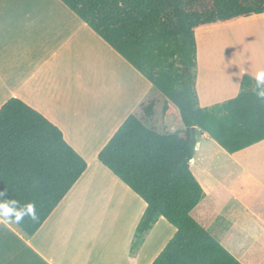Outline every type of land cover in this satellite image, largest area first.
<instances>
[{"label": "trees", "instance_id": "16d2710c", "mask_svg": "<svg viewBox=\"0 0 264 264\" xmlns=\"http://www.w3.org/2000/svg\"><path fill=\"white\" fill-rule=\"evenodd\" d=\"M142 75L184 129L158 133L155 99L130 114L97 160L145 204L130 253L163 218L174 234L150 264H241L190 215L204 192L190 170L197 134L228 154L264 140V98L242 75L238 94L200 107L195 91L198 28L264 14V0H59ZM86 169L58 128L16 98L0 107V217L32 236Z\"/></svg>", "mask_w": 264, "mask_h": 264}, {"label": "crops", "instance_id": "0c3cea01", "mask_svg": "<svg viewBox=\"0 0 264 264\" xmlns=\"http://www.w3.org/2000/svg\"><path fill=\"white\" fill-rule=\"evenodd\" d=\"M250 17L260 19L264 14ZM222 26L196 29L195 42L198 32L212 33ZM258 72H264V60L253 61L242 53L225 57L221 49L196 42L195 91L200 107L234 98L242 75L256 79ZM10 98L58 128L86 169L32 236L0 217V264H150L175 230L159 218L131 254L145 204L99 163L97 154L147 99L157 102L149 127L156 130V121V126L178 127L177 114H161L165 98L59 0H0V107ZM183 129L182 125L179 131ZM199 137L207 136L197 134L196 149ZM229 158L237 163L264 159V140ZM257 166L254 171L242 164V173L209 187L192 173L204 198L190 215L215 239L212 225L230 226L233 211L264 225V160ZM211 195H224L231 205L227 222L218 221L211 211V200H206Z\"/></svg>", "mask_w": 264, "mask_h": 264}, {"label": "rangeland", "instance_id": "374dc122", "mask_svg": "<svg viewBox=\"0 0 264 264\" xmlns=\"http://www.w3.org/2000/svg\"><path fill=\"white\" fill-rule=\"evenodd\" d=\"M250 18L238 19L232 24L213 30L212 33L203 34L200 31L196 34V42L201 47L212 46L221 49V53L225 57L230 55L235 58L242 53L244 56L248 54L253 61L264 60V17L252 18V20ZM256 39H258L257 42ZM246 45L248 46L247 49H245ZM155 124L157 125L158 121ZM178 124V127L154 126L159 132L174 133L182 128L179 120ZM198 142L199 147L195 148L193 158L195 164L191 170L195 176L203 178L205 187L214 183L227 182L237 173H242L243 169L240 167L242 164L257 171V165L260 166L264 160L245 159L243 163L240 159V162L237 163L235 160L238 159H230V154L224 152L213 140L207 137H199ZM206 200H211V211L215 210L218 221L227 222L229 220L228 210L231 209V205L225 202L224 195H220L218 198L211 195ZM219 206L223 209L218 210ZM192 215L194 216V214ZM244 218V214L240 211H233L231 212L232 222H230V226L222 228L216 224L215 226L212 225L216 239L241 264H264V225H255Z\"/></svg>", "mask_w": 264, "mask_h": 264}, {"label": "clouds", "instance_id": "9594fccd", "mask_svg": "<svg viewBox=\"0 0 264 264\" xmlns=\"http://www.w3.org/2000/svg\"><path fill=\"white\" fill-rule=\"evenodd\" d=\"M256 88L258 89L257 94L264 98V72H258L256 75Z\"/></svg>", "mask_w": 264, "mask_h": 264}, {"label": "bare ground", "instance_id": "6f19581e", "mask_svg": "<svg viewBox=\"0 0 264 264\" xmlns=\"http://www.w3.org/2000/svg\"><path fill=\"white\" fill-rule=\"evenodd\" d=\"M260 26H261V25H260ZM263 26H264V24H263ZM257 40H258V39H256V42H257Z\"/></svg>", "mask_w": 264, "mask_h": 264}]
</instances>
